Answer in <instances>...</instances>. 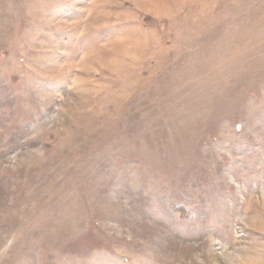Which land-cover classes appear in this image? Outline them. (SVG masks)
<instances>
[{"label":"rangeland","instance_id":"1","mask_svg":"<svg viewBox=\"0 0 264 264\" xmlns=\"http://www.w3.org/2000/svg\"><path fill=\"white\" fill-rule=\"evenodd\" d=\"M0 264H264V0H0Z\"/></svg>","mask_w":264,"mask_h":264}]
</instances>
